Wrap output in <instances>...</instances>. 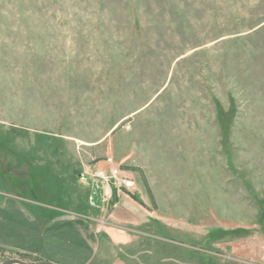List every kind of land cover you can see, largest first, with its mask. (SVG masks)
<instances>
[{
    "label": "rangeland",
    "instance_id": "1",
    "mask_svg": "<svg viewBox=\"0 0 264 264\" xmlns=\"http://www.w3.org/2000/svg\"><path fill=\"white\" fill-rule=\"evenodd\" d=\"M106 157L151 219L93 264H264V0H0V190L63 206Z\"/></svg>",
    "mask_w": 264,
    "mask_h": 264
},
{
    "label": "crops",
    "instance_id": "2",
    "mask_svg": "<svg viewBox=\"0 0 264 264\" xmlns=\"http://www.w3.org/2000/svg\"><path fill=\"white\" fill-rule=\"evenodd\" d=\"M105 166L103 161L99 167ZM78 182L74 199L63 206L0 190V246L46 264H93L106 235L128 240L130 232L124 227L132 220L151 219L131 197L103 189L101 182L82 173Z\"/></svg>",
    "mask_w": 264,
    "mask_h": 264
},
{
    "label": "built area",
    "instance_id": "3",
    "mask_svg": "<svg viewBox=\"0 0 264 264\" xmlns=\"http://www.w3.org/2000/svg\"><path fill=\"white\" fill-rule=\"evenodd\" d=\"M104 162L106 168L90 167L84 171L83 175L101 182L110 191L124 193L135 189L136 183L130 170L122 168L112 157H106Z\"/></svg>",
    "mask_w": 264,
    "mask_h": 264
},
{
    "label": "trees",
    "instance_id": "4",
    "mask_svg": "<svg viewBox=\"0 0 264 264\" xmlns=\"http://www.w3.org/2000/svg\"><path fill=\"white\" fill-rule=\"evenodd\" d=\"M126 169H129V168H126ZM135 170L139 172V174H140V176H141V179H142V182H143V184H144V186H145V189H146L147 193H148L149 196H150L151 201H152L153 203H155L154 197H153V195H152V193H151V189H150V186H149L148 180H147V178H146V176H145L143 170H141V169H139V168H135ZM132 197L135 198V199H138V197H137L136 195H134V194H132ZM139 200H140V199H139ZM141 203L143 204L142 201H141Z\"/></svg>",
    "mask_w": 264,
    "mask_h": 264
},
{
    "label": "water",
    "instance_id": "5",
    "mask_svg": "<svg viewBox=\"0 0 264 264\" xmlns=\"http://www.w3.org/2000/svg\"><path fill=\"white\" fill-rule=\"evenodd\" d=\"M4 264H27L21 260H17V259H14V260H9L7 262H5Z\"/></svg>",
    "mask_w": 264,
    "mask_h": 264
}]
</instances>
